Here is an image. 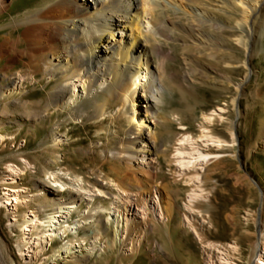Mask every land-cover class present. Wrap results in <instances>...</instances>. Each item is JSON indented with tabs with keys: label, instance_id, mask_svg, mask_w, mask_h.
Listing matches in <instances>:
<instances>
[{
	"label": "rangeland",
	"instance_id": "374dc122",
	"mask_svg": "<svg viewBox=\"0 0 264 264\" xmlns=\"http://www.w3.org/2000/svg\"><path fill=\"white\" fill-rule=\"evenodd\" d=\"M51 1L9 0L8 10H0V44L8 34L18 40L24 29L16 22ZM171 1L187 13L170 10L163 18L180 30L163 45L171 54L170 89L153 110L158 121L148 120L159 136L152 148L122 156L131 167L116 168L141 192H125L111 175L131 136L129 103L123 109L117 100L94 118L93 99L102 89L89 94L88 84L78 82L57 111L49 106L55 79L28 76V56L0 60L4 91L18 75L24 79L22 94L0 98V264H264V0L260 21L242 22L234 32L244 21L238 0ZM194 10L216 25L199 27L188 13ZM122 36L116 32L111 44ZM235 38L247 40L250 50ZM142 94L138 104L146 105ZM17 99L46 116L19 120ZM50 169L55 176L45 177ZM44 180L61 202L41 199ZM72 253L78 257L68 262Z\"/></svg>",
	"mask_w": 264,
	"mask_h": 264
},
{
	"label": "bare ground",
	"instance_id": "6f19581e",
	"mask_svg": "<svg viewBox=\"0 0 264 264\" xmlns=\"http://www.w3.org/2000/svg\"><path fill=\"white\" fill-rule=\"evenodd\" d=\"M238 3L239 8L244 9L242 15L244 21L239 20L233 25L231 27L233 32L243 26L242 22L249 25L256 24L263 17V8L259 0H238ZM9 4V0H0V10L7 11ZM170 10L174 15L184 12L186 16L187 13L185 7L171 0H52L44 8L30 14L27 19L16 22V28L24 29L23 34L16 41L12 40V35L9 34L4 38L3 43L0 44V60L10 53H15L16 61L28 56L33 62L32 65L27 66L28 76L35 78L37 75H42L45 79H55V90L49 95V106L57 111L65 108L66 102L76 92L78 82L88 84L89 94L97 88L102 89L93 99L94 118L104 116L117 100L124 101L121 105L123 109L129 103L127 115L133 126H131V136L127 144L120 145L121 157L118 159L121 161L111 170V175L118 176L116 168L121 163L128 164L130 167L133 165L131 159H121L124 154L134 156L138 154V149H144L145 146L152 148L159 136L154 129L151 130L148 120L151 123L152 120H154L153 123L158 121L156 112H159L165 93L170 89L166 62L171 58V54L165 52L163 45L173 41L178 28L170 27L168 20L163 19L171 17ZM190 12L188 13L193 15V21L199 27L205 28L210 25L209 27L212 28L216 25V22L208 20L199 10ZM235 16L233 6L230 21H233ZM116 32H125V37L122 36L121 40L114 45L111 43L116 37ZM252 35L253 33L250 32L251 37ZM82 38L85 41H82ZM235 41L250 50L247 40L235 38ZM22 43L25 49L19 50V45ZM199 46L198 44V50L201 49ZM154 57L159 60L155 67L157 74L152 69ZM4 78L6 75L0 78V98L9 92L22 94L21 74L18 75L17 80L15 79L18 82L13 83L8 91L2 89ZM141 94L144 98L147 97L146 105L144 102L140 104L141 106L138 104L137 96L140 97ZM34 106L31 101L17 99L14 103V116L21 121L31 120L32 122L46 116V114L43 115V111L34 110L32 108ZM153 110L156 112L154 113ZM144 111H146L145 116L142 114ZM235 126L234 122L230 125L232 139H234ZM2 140L0 136V141ZM58 140L59 137L55 141L61 143ZM51 170L46 171L45 177L55 176ZM18 171L12 170L11 174H17ZM121 177L119 175L115 181L122 190L141 192L142 186L137 188L133 185L129 186V182L121 180ZM152 178L156 176L152 175ZM40 182L39 193H42L40 197L43 201L61 202L59 191H52L45 180ZM67 201L71 202L69 205L76 202L71 194L67 196ZM260 218L262 220V214ZM136 229V227L130 228L129 234H133ZM77 257L76 253H72L68 262Z\"/></svg>",
	"mask_w": 264,
	"mask_h": 264
}]
</instances>
